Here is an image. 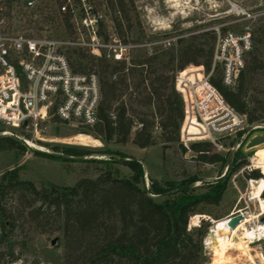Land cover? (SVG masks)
Wrapping results in <instances>:
<instances>
[{
	"label": "trees",
	"instance_id": "trees-1",
	"mask_svg": "<svg viewBox=\"0 0 264 264\" xmlns=\"http://www.w3.org/2000/svg\"><path fill=\"white\" fill-rule=\"evenodd\" d=\"M106 2L120 14L114 17L115 32L127 44L134 26V0ZM112 33L102 31L107 40ZM222 33L226 35L228 30L223 29ZM253 35L251 46L243 55L252 82L264 70V25L256 26ZM216 38L214 30L194 33L168 42L169 47L155 45L151 53L121 57L114 64L105 55H92L90 68L99 73L101 90L93 132L107 144L132 143L140 148L159 143L165 148L179 142L185 108L176 88V75L184 69L182 74L187 75L192 68H186L191 64L203 65L206 74L212 71L210 84L232 109L240 113L246 109L253 119L262 120L263 113L249 111L244 98L241 107L246 69L234 85L224 84V68L214 64ZM78 56L83 58L82 54ZM26 150L14 137L0 134V152L22 154ZM56 150L68 157L35 153L84 164L76 183L60 186L48 182L38 186L22 180L17 168L7 171L0 182V245L8 241L21 221L44 230L53 220L50 232L62 234L65 264H204L207 223L201 220L198 227L190 228V219L203 213L200 205L219 204L230 173L248 164L244 154L239 153L228 174L208 184L205 192L196 193L191 187L195 177L182 182L167 181L165 185L152 180L146 189L142 163L126 153L71 145ZM91 155L108 158H86ZM203 160L228 165L225 157ZM247 175L262 177L258 170Z\"/></svg>",
	"mask_w": 264,
	"mask_h": 264
},
{
	"label": "rangeland",
	"instance_id": "rangeland-1",
	"mask_svg": "<svg viewBox=\"0 0 264 264\" xmlns=\"http://www.w3.org/2000/svg\"><path fill=\"white\" fill-rule=\"evenodd\" d=\"M59 1L61 0H37V3L44 5L46 9L51 7L44 12L46 14L48 10L56 12ZM89 2L95 13L103 15L100 30L103 33L113 31L111 39H117L116 43L113 42L117 46L112 52L117 51L121 57L144 56L146 52L151 53L155 45L169 47L168 42L173 43L179 37L212 30L217 34L216 49L219 34L222 38L226 36L222 33L223 29L240 34L250 33L251 37H254L255 27L264 25V0H134L135 9L131 13L134 26L129 32V42L125 44L116 34L113 23L114 17H120V14L116 13L106 0ZM53 26L55 35L64 36L65 33L58 24ZM206 41L208 44L212 43L211 39ZM261 51L264 58V44ZM79 54H82L83 58H80ZM91 56L92 54L82 50L72 53L75 68L81 72H95L90 68ZM107 59L112 64L116 61L115 58ZM83 67L85 69L81 70ZM191 67L184 77L189 76L191 80L199 79L200 69L193 68L196 67L193 64L187 69ZM244 68L246 69V66ZM211 73L212 71L206 75ZM244 74L245 88L241 107L244 98L249 111L256 115L263 113L262 120L253 119L248 110L243 108L244 113L240 114L244 117V122L237 127V132L212 133L206 136L205 125L193 118L188 121L185 119L180 130V141L165 148L162 143L147 148H140L132 143L107 144L93 132V128L63 122L55 116L46 121L37 113L32 115L33 128L0 124L1 135L14 137L27 147L22 154L15 151L0 152V182L7 171L17 168L22 180L32 181L38 186L48 182L60 186H73L84 164L63 162L35 153L40 151L67 158V155L57 152L56 148L71 145L87 147L94 151L109 148L134 156L143 165L146 189L150 187L152 180L165 185L167 181L182 182L195 177L197 180L191 187H194L196 193H201L207 190L208 184L224 177L229 163L232 165L236 155L242 153L248 164L230 173L222 200L217 205H200L199 209H202L203 213L193 215L189 224L191 227H198L201 224L197 220L199 216L207 223V233L203 240L206 257L204 264H219L220 260L221 264H264V239L256 241L258 237L244 238L245 229L235 236L239 244L231 245V249L224 253L221 252L223 247L218 251L209 250L205 242L210 228L214 225L213 222L228 219L226 217L238 209L247 212L248 217L257 216L252 218L245 228L253 229L264 223V204L250 198V180L255 178L247 175L253 170H258L263 176L262 170L256 167L254 158L257 152L264 148V141L255 145H251V142L258 137H264V70L258 72L254 82L250 81L247 69ZM54 106L55 104L52 105ZM39 121L43 123L37 126ZM92 157L108 158L107 155H91L86 158ZM214 157H225L228 165L223 167L221 161L210 163L203 160ZM123 170L127 171L125 167ZM262 196L264 200V191ZM52 226L53 220L44 230L21 221L8 241L0 245L2 253L0 264H65L62 234L59 231L50 232ZM53 240H56L55 244H52Z\"/></svg>",
	"mask_w": 264,
	"mask_h": 264
},
{
	"label": "built area",
	"instance_id": "built-area-1",
	"mask_svg": "<svg viewBox=\"0 0 264 264\" xmlns=\"http://www.w3.org/2000/svg\"><path fill=\"white\" fill-rule=\"evenodd\" d=\"M89 1L61 0L56 12L48 10L45 14L51 7L46 9L37 0H0V124L33 128L32 115L43 106L47 107L46 121L55 116L63 122L91 129L97 123L100 76L96 72L77 70L72 53L82 50L116 61L121 56L117 51L112 52L116 50L113 42L117 39L107 40L102 35L103 15L95 13ZM54 24L60 26L64 36L53 33ZM216 46L214 64L223 66V82L232 86L245 69L243 55L251 46V35L228 31L223 38L219 34ZM193 68L200 69L197 80L184 77L185 69L176 75L186 121L193 118L205 125L206 136L237 132L244 117L210 84V75H206L203 65ZM40 123L43 121L37 126ZM237 214L243 218L248 216L238 209L226 218L229 221ZM197 220L200 223L201 217ZM263 239L264 236H258L256 241Z\"/></svg>",
	"mask_w": 264,
	"mask_h": 264
},
{
	"label": "bare ground",
	"instance_id": "bare-ground-1",
	"mask_svg": "<svg viewBox=\"0 0 264 264\" xmlns=\"http://www.w3.org/2000/svg\"><path fill=\"white\" fill-rule=\"evenodd\" d=\"M40 112H42V114H40ZM46 112H47V107L43 106L40 108V110L37 112V114H38V116H40L43 119ZM254 162H255L256 167L258 169L262 170L263 176L260 178L254 179L250 182V186H251L250 198L252 200H256L257 202H259V204H264V200H263V196H262V192L264 191V148L260 149L257 152V154L254 158ZM255 217H257V216H252V217L246 216V217H244L242 219V221L234 228H232L228 225V219L214 221L213 222L214 225L210 228L208 235L205 239L206 245L208 246L209 250L212 251V249H213L214 251L215 250L218 251L219 248L223 247L221 252L224 253V252L229 251L231 249L230 248L231 245H233V244L238 245L239 244V242L236 241L235 236L242 229L243 230L245 229V234H244L245 237L244 238H246V239L257 238L258 236L263 237L264 236V223L258 224L253 229L245 228L247 223H249L251 221V219L255 218ZM242 240H244V239H242ZM221 263H222V260H220L219 264H221Z\"/></svg>",
	"mask_w": 264,
	"mask_h": 264
},
{
	"label": "water",
	"instance_id": "water-1",
	"mask_svg": "<svg viewBox=\"0 0 264 264\" xmlns=\"http://www.w3.org/2000/svg\"><path fill=\"white\" fill-rule=\"evenodd\" d=\"M263 141H264V137H258L251 142V145H255V144H258V143L263 142ZM230 166H231V163H229L224 175H226V173L229 171ZM152 196L157 197L160 195H152ZM242 219H243V216L241 214L233 215L230 217V219L228 221V225L230 227L234 228L242 221ZM55 242H56V240H53L52 244H55Z\"/></svg>",
	"mask_w": 264,
	"mask_h": 264
}]
</instances>
